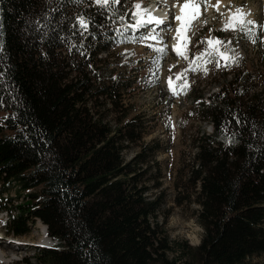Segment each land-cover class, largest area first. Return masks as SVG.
Returning <instances> with one entry per match:
<instances>
[{"label": "trees", "instance_id": "16d2710c", "mask_svg": "<svg viewBox=\"0 0 264 264\" xmlns=\"http://www.w3.org/2000/svg\"><path fill=\"white\" fill-rule=\"evenodd\" d=\"M131 12V0H0L3 232L21 237L36 221L46 226L57 244L36 248L35 264H245L263 256L264 69L255 77L241 58L221 64L205 43L191 52L234 73L191 97L190 114L212 128L192 139L188 174L203 233L198 246L170 247L155 215L159 197L148 200L146 186L151 172L160 186V146L143 141L147 121L125 106L132 77L102 57L128 42L138 23ZM14 187L24 193L18 204L7 196Z\"/></svg>", "mask_w": 264, "mask_h": 264}, {"label": "rangeland", "instance_id": "374dc122", "mask_svg": "<svg viewBox=\"0 0 264 264\" xmlns=\"http://www.w3.org/2000/svg\"><path fill=\"white\" fill-rule=\"evenodd\" d=\"M104 1L95 0L96 4ZM153 2L131 0V14L137 18V25L132 28L128 42L122 41L109 55L102 57L112 61L111 69L132 77L134 85L126 94L125 106L130 116L141 115L147 121L146 129L150 133L143 141L160 146L153 156L161 170L160 186L156 188L152 182L156 176L153 172L148 176L151 181L144 182L150 189L148 200L159 197L155 213L159 231L170 247L182 243L195 247L200 243L203 230L197 223L200 209L194 202L197 189H193L188 178L193 152L191 141L207 132L209 125L200 123L190 114L191 97L216 91L224 74L232 76L234 68L228 71L223 66L217 68L206 60L209 55L196 59L191 52L206 44L215 50L213 56L217 62L224 64L241 58L246 69L258 76L264 69V0H193L180 17L173 9L163 26L149 25L141 17L139 6L148 9ZM174 37L182 38L178 54L172 52ZM139 145L130 146L123 158L128 161L139 151ZM15 189L7 196L18 204L24 193ZM6 218L5 213H0V247L3 246V251L14 260L0 264H18L25 259L35 264L38 238L43 234L41 223L36 221L31 225L27 235L12 237L1 227ZM54 244L51 240L48 248ZM166 256L172 259L170 252ZM245 264H264V255L249 259Z\"/></svg>", "mask_w": 264, "mask_h": 264}, {"label": "bare ground", "instance_id": "6f19581e", "mask_svg": "<svg viewBox=\"0 0 264 264\" xmlns=\"http://www.w3.org/2000/svg\"><path fill=\"white\" fill-rule=\"evenodd\" d=\"M193 0H154L153 5L148 9H144L142 6H139V10L141 12V17L144 21H146L149 25H160L163 26L166 24L170 17V12L173 9H176V13L178 17H180L184 13V9L189 7V4ZM174 11V10H173ZM180 21V18H177V22ZM182 38L174 37L172 39V52L174 54H178L181 48ZM211 127L209 126V129ZM41 228L43 231L42 237L38 238V245L40 247L49 246L51 240L48 238L47 233L45 231L44 225L41 224ZM17 244V243H16ZM1 245V244H0ZM3 246L0 247V262L7 263L13 261V257H11L6 251H3Z\"/></svg>", "mask_w": 264, "mask_h": 264}, {"label": "water", "instance_id": "95a60500", "mask_svg": "<svg viewBox=\"0 0 264 264\" xmlns=\"http://www.w3.org/2000/svg\"><path fill=\"white\" fill-rule=\"evenodd\" d=\"M45 227V230L47 231V228H46V226H44ZM49 238V237H48ZM50 239V238H49Z\"/></svg>", "mask_w": 264, "mask_h": 264}]
</instances>
